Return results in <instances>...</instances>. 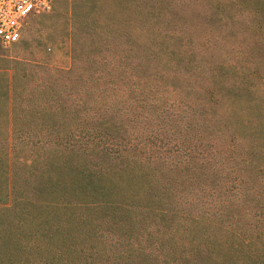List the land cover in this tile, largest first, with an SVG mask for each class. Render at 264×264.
I'll return each instance as SVG.
<instances>
[{"label":"rangeland","instance_id":"1","mask_svg":"<svg viewBox=\"0 0 264 264\" xmlns=\"http://www.w3.org/2000/svg\"><path fill=\"white\" fill-rule=\"evenodd\" d=\"M112 4L53 0L52 13L0 47L9 108L4 115L1 103L0 117H57L77 125L76 138L98 134L107 168L125 157L149 166L176 217H147L125 242L106 234L119 264H209L205 248L196 254L181 239L198 219L214 223L209 238L218 225L263 237L264 0H133L132 12L128 0ZM57 129L39 133L40 151ZM246 247L222 262L249 264L239 257L261 246Z\"/></svg>","mask_w":264,"mask_h":264},{"label":"trees","instance_id":"2","mask_svg":"<svg viewBox=\"0 0 264 264\" xmlns=\"http://www.w3.org/2000/svg\"><path fill=\"white\" fill-rule=\"evenodd\" d=\"M128 6L132 12L133 0ZM129 26L135 30L133 22ZM142 42L148 44L147 36ZM1 103L5 115L7 98ZM64 125L57 117H0V264H119L123 257L113 255L106 234L125 242L138 234V225H149L148 218L176 217L166 210L175 202L161 199V184L152 180L148 165L125 157L118 168H107L98 134L82 140L72 133L75 123ZM52 128L58 129L51 148L40 151L39 133ZM18 142L27 152L16 150ZM213 224L193 220L180 228L181 239L193 244L196 254L205 248L209 264L233 261L247 245L261 246L257 255L239 258L264 264V236L237 238L218 225L209 238Z\"/></svg>","mask_w":264,"mask_h":264},{"label":"built area","instance_id":"3","mask_svg":"<svg viewBox=\"0 0 264 264\" xmlns=\"http://www.w3.org/2000/svg\"><path fill=\"white\" fill-rule=\"evenodd\" d=\"M52 10V0H0V47L17 44L30 20Z\"/></svg>","mask_w":264,"mask_h":264}]
</instances>
